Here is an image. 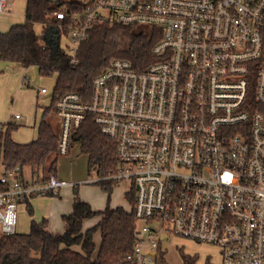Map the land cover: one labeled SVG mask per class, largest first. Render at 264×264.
Returning a JSON list of instances; mask_svg holds the SVG:
<instances>
[{
	"label": "built area",
	"instance_id": "2783aa9c",
	"mask_svg": "<svg viewBox=\"0 0 264 264\" xmlns=\"http://www.w3.org/2000/svg\"><path fill=\"white\" fill-rule=\"evenodd\" d=\"M42 1L58 22L48 38L72 63L97 27L158 31L149 65L114 57L89 99L68 92L56 103L62 155L89 119L116 142L117 172L90 181L134 186L145 225L125 261L157 264L177 235L218 246L223 264H264V0ZM13 3L0 0V12ZM0 183V235L16 232L19 204L71 184L27 179L19 166L2 168Z\"/></svg>",
	"mask_w": 264,
	"mask_h": 264
},
{
	"label": "trees",
	"instance_id": "16d2710c",
	"mask_svg": "<svg viewBox=\"0 0 264 264\" xmlns=\"http://www.w3.org/2000/svg\"><path fill=\"white\" fill-rule=\"evenodd\" d=\"M54 8L49 2L28 0L25 21L12 25L8 31L0 34V61L16 63L25 68L37 66L42 76L56 75L52 101L44 107L36 139L19 143L13 139L12 133L20 125L14 122L4 124L7 129L0 131V172L2 168L13 170L19 166L24 175L25 169H29L32 177L41 180L56 175L58 160L62 155L59 149L60 132L50 121V114L56 111L58 100L68 92H78L89 99L94 78L114 57L131 60L137 69H143L155 60L152 48L159 38L158 31L112 25L95 28L90 38L79 46L77 62L72 63L71 56L60 44L51 45L48 42V36L55 34L58 28V22L53 18ZM36 23L45 24L43 35L34 29ZM86 122L99 137L96 175L102 177L116 173V142L101 134L91 119ZM95 184L110 196L116 182L101 180ZM5 188V184L0 183V190ZM127 195L134 205V186ZM30 199L25 203L32 214ZM96 215H101L100 222L81 233L83 220ZM67 222L63 235H52L46 219L32 220L28 233H18L16 230L14 234H1L0 264H132L126 262L125 258L133 251L139 238L138 220L133 210L111 207L108 203L104 211L98 212L90 204L79 202ZM97 231L101 233L98 251L94 240ZM74 245H80L81 249H75ZM157 264H171L164 251L160 252ZM184 264H194V260L184 255Z\"/></svg>",
	"mask_w": 264,
	"mask_h": 264
},
{
	"label": "rangeland",
	"instance_id": "374dc122",
	"mask_svg": "<svg viewBox=\"0 0 264 264\" xmlns=\"http://www.w3.org/2000/svg\"><path fill=\"white\" fill-rule=\"evenodd\" d=\"M27 3L28 0H14L13 5L9 7L7 11L2 12L4 17L8 18L4 20H10L12 23L25 21ZM34 29L38 34L43 35V26L35 24ZM65 34V37L61 40L62 45L71 47L72 40L70 34L68 31H66ZM42 40H44V38ZM20 68L22 69V73L19 76L21 87L19 88L17 86L16 89H10L8 91L0 88V123L6 124L8 122H14L20 125L19 129H21L22 132H31L35 122L37 121L38 124L40 123L44 106L51 104L56 84V75L42 76L39 74L38 68L34 66L27 68L21 66ZM24 79L27 83H24ZM43 87L49 89L50 92L48 94L41 93L39 94L40 98H38V90ZM15 114H19L21 119H16L14 117ZM50 119L56 130H59L61 133V123L57 117L56 111L51 112ZM6 129L7 126H4L2 130L5 131ZM75 148H77V146ZM75 150L76 149L70 148L66 154L59 157L56 175L71 183H79L81 190L84 185L87 186L88 189L86 190H88L96 200L93 204V206L96 205V209H105L109 203L111 207L121 206L128 211H132L134 205L127 195L129 190H131L132 182L127 179L118 180L109 196L100 185L90 181L92 179L89 177L88 171L86 172V159L82 156H78ZM61 172L68 173V176H61ZM28 173L29 169H25V174ZM83 181L84 183L87 181L90 184H83ZM80 197L82 198V196ZM144 225V222L138 221V228ZM17 232L21 233L19 232V227L17 228ZM99 246L100 243L98 247L96 246V251H98ZM163 248L166 259L171 264H184V255L191 257L194 260V264H223L221 250L214 244L200 243L184 237L172 235L168 241H164Z\"/></svg>",
	"mask_w": 264,
	"mask_h": 264
},
{
	"label": "crops",
	"instance_id": "0c3cea01",
	"mask_svg": "<svg viewBox=\"0 0 264 264\" xmlns=\"http://www.w3.org/2000/svg\"><path fill=\"white\" fill-rule=\"evenodd\" d=\"M4 19H8V18H5L2 12H0V22H1L0 34L1 32L8 31L12 25L17 23H22V22L12 23L10 20H4ZM0 67H1L0 88H3L6 91L10 89L14 90L16 89L17 86L20 88L21 82H19V76L22 73V69L20 68L21 66L16 63L0 61ZM34 67L37 68V66ZM24 83H27L25 79H24ZM41 89L38 90V98H40L39 94L42 93ZM49 92L50 90L47 89V92L42 94H48ZM14 117L16 118V114L14 115ZM16 119H21V116ZM3 127L4 124L0 123V131L3 129ZM38 127L39 124L36 121L34 126H32L31 132L30 131L22 132L21 129L18 128L16 131L12 133V137L15 141L19 143H28L38 137ZM98 139L99 137L96 131L87 122L83 126L74 130L71 135L70 148L76 149L75 150L76 154L86 159V172L88 171V175L91 179H95L97 176L96 156H97V148L99 141ZM74 145H76L77 148H75L76 146ZM25 175H27L25 176L27 179L32 178L30 171L28 174ZM61 176L67 177L68 173L61 172ZM83 184L89 185L90 183L87 181H85L84 183L83 181ZM79 186H80L79 183H71L70 185L61 188L57 193L53 195H49V196L39 195L32 197L29 201V204L33 210V213L31 215L28 211V207L26 203L19 204L18 206L19 218L17 220V228L19 227V232L28 233L31 228L32 220L42 221L43 219H46L48 230L52 235H63L67 230L68 217L74 214L76 205L79 202L90 204L92 209L98 212L104 211L106 209L107 206L105 207V209H96L95 208L96 205L93 206L96 200L92 197V194L88 190H86L88 189V187L84 185L83 189L81 190ZM80 196H82V198ZM100 220H101V215L84 219L82 222L81 233H84L86 230L96 226L100 222ZM94 240L96 246L98 247L99 243H101L100 231H97L95 233ZM73 247L75 249H81L80 245H74Z\"/></svg>",
	"mask_w": 264,
	"mask_h": 264
},
{
	"label": "water",
	"instance_id": "95a60500",
	"mask_svg": "<svg viewBox=\"0 0 264 264\" xmlns=\"http://www.w3.org/2000/svg\"><path fill=\"white\" fill-rule=\"evenodd\" d=\"M49 44H55V45H59V40L56 39V40H48Z\"/></svg>",
	"mask_w": 264,
	"mask_h": 264
}]
</instances>
